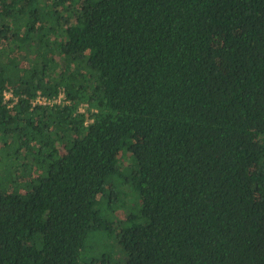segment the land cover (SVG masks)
Returning a JSON list of instances; mask_svg holds the SVG:
<instances>
[{
  "label": "trees",
  "instance_id": "obj_1",
  "mask_svg": "<svg viewBox=\"0 0 264 264\" xmlns=\"http://www.w3.org/2000/svg\"><path fill=\"white\" fill-rule=\"evenodd\" d=\"M96 231L81 264H264V0H0V264Z\"/></svg>",
  "mask_w": 264,
  "mask_h": 264
},
{
  "label": "rangeland",
  "instance_id": "obj_2",
  "mask_svg": "<svg viewBox=\"0 0 264 264\" xmlns=\"http://www.w3.org/2000/svg\"><path fill=\"white\" fill-rule=\"evenodd\" d=\"M219 66L222 71H226L227 63L224 60H219ZM125 157H127V155H125ZM130 196L131 194L126 190L125 198L127 201L117 202L112 205V212H110L111 219L123 218L122 213L125 212L127 208V202L131 205L136 204L134 199L129 198ZM112 238L113 237H108V233L105 231H96L89 234L79 258V264H81L85 259H89L95 255H100L101 253L115 254L120 252L121 249Z\"/></svg>",
  "mask_w": 264,
  "mask_h": 264
},
{
  "label": "built area",
  "instance_id": "obj_3",
  "mask_svg": "<svg viewBox=\"0 0 264 264\" xmlns=\"http://www.w3.org/2000/svg\"><path fill=\"white\" fill-rule=\"evenodd\" d=\"M4 101H9L8 105H14L17 101L16 97L13 96L11 89L4 90L3 92ZM32 105H54V104H68V100L65 98L64 91L60 90L56 96H45L39 90L36 91L35 97L31 100ZM86 104H82L80 110H84Z\"/></svg>",
  "mask_w": 264,
  "mask_h": 264
}]
</instances>
